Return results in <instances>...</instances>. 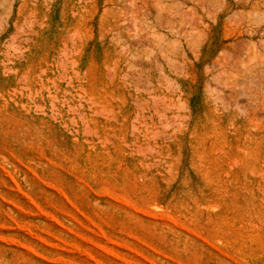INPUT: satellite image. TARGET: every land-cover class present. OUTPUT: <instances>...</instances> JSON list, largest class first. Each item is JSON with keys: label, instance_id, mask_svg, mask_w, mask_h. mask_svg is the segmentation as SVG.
<instances>
[{"label": "rangeland", "instance_id": "rangeland-1", "mask_svg": "<svg viewBox=\"0 0 264 264\" xmlns=\"http://www.w3.org/2000/svg\"><path fill=\"white\" fill-rule=\"evenodd\" d=\"M263 18L0 0V264H264Z\"/></svg>", "mask_w": 264, "mask_h": 264}, {"label": "bare ground", "instance_id": "bare-ground-1", "mask_svg": "<svg viewBox=\"0 0 264 264\" xmlns=\"http://www.w3.org/2000/svg\"><path fill=\"white\" fill-rule=\"evenodd\" d=\"M243 1V4H250V8L251 9H259L260 7H262V6H264V0H242ZM9 11V10H8ZM251 11V10H250ZM250 14V13H249ZM235 16V15H234ZM248 17V16H247ZM197 20V19H196ZM247 20V19H246ZM6 22V21H5ZM246 21L245 20H242L241 21V23H240V25L239 26H250V24H249V22L246 24L245 23ZM237 23V22H236ZM261 23V22H260ZM262 23H264V18H263V20H262ZM7 24V23H6ZM254 26V25H253ZM258 26H260V25H258ZM192 27H193V25H192ZM257 29V28H256ZM259 29V28H258ZM263 33H264V28H263V30H261ZM255 32H256V30H255ZM259 32V31H258ZM254 33V32H253ZM262 34V33H261ZM187 35V34H186ZM9 42V41H8ZM252 43V42H251ZM263 43V42H262ZM253 44V43H252ZM7 45V44H6ZM8 46H9V44H8ZM239 46V45H238ZM6 56V55H5ZM250 58V57H249ZM251 59V58H250ZM251 60H253V58L251 59ZM255 60V59H254ZM253 60V61H254ZM264 62V61H263ZM264 65V64H263ZM257 67V66H256ZM264 71V70H263Z\"/></svg>", "mask_w": 264, "mask_h": 264}]
</instances>
